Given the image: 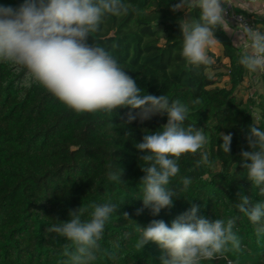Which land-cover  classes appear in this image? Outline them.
Returning <instances> with one entry per match:
<instances>
[{
  "label": "trees",
  "instance_id": "obj_1",
  "mask_svg": "<svg viewBox=\"0 0 264 264\" xmlns=\"http://www.w3.org/2000/svg\"><path fill=\"white\" fill-rule=\"evenodd\" d=\"M21 2L0 0L13 7ZM126 2L128 14L106 16L88 42L108 51L146 94H164L188 105L183 126L202 130L209 160H200L201 149L181 154L180 171L169 183L177 197L171 208L153 216L137 199L143 191L140 163L145 162L139 161L141 153L134 144L161 130L157 115L127 122L126 107L77 113L38 84L19 87L23 71L0 63V264H65L75 245L46 229L67 220L69 211L78 207L83 210L81 219H90L91 205L102 203L118 209L105 224L92 264H160L165 254L155 243L136 247V224L146 226L152 220L170 224L191 204L198 205V215L209 220L233 219L239 240L238 248L228 245L201 264H264V236L257 240L254 225L236 208L243 195L251 203L264 201V193L240 167V153L249 150L247 127L264 129V107L255 123L252 101L243 102L235 94L249 72L238 62L242 51L217 29L221 54L214 61L218 65H190L180 55L178 24L186 11L197 19L198 8L173 10L178 0ZM255 20L264 24L263 17ZM222 58L228 59V65L221 63ZM217 66L227 71V86H219L216 75L206 72ZM260 78L264 82V74ZM262 96L264 101V87ZM228 133L232 139L227 154L218 145L220 134ZM115 162L122 169L123 183L107 178ZM183 177L191 178L187 188L181 183ZM137 209H142L139 214Z\"/></svg>",
  "mask_w": 264,
  "mask_h": 264
},
{
  "label": "clouds",
  "instance_id": "obj_2",
  "mask_svg": "<svg viewBox=\"0 0 264 264\" xmlns=\"http://www.w3.org/2000/svg\"><path fill=\"white\" fill-rule=\"evenodd\" d=\"M193 6L199 9L198 18L186 16L178 24L182 37L180 55L188 64L212 62L207 49L221 43L216 37L220 29L230 32L235 36L233 42L242 45L238 61L241 66L257 75L264 70V31L252 27L243 16L236 18L239 22L231 31L223 0H178L173 10ZM236 7L264 16V0H236ZM129 10L126 0H22L15 7L0 4V63L23 71L19 87L38 84L77 113L114 112L126 107L127 122L166 115L161 130L145 134L134 144L141 153L139 161L145 162L140 163L143 191L137 199L142 209H149L155 216L162 209L171 208L177 197L169 183L180 171L179 157L202 149L207 137L199 127L183 126L188 105L170 101L164 94H146L108 51L88 42L89 34L106 16L127 15ZM246 131L249 150L240 153V167L246 169L247 180L264 193V129L249 125ZM220 136L218 146L228 154L231 133ZM200 160L207 163L208 153L200 152ZM121 174L116 163L115 168L109 166L107 178L123 183ZM181 183L187 188L191 178L183 177ZM91 208L90 219H81L83 210L78 207L69 211L67 220L46 229L75 245L65 264H92L96 260L105 224L118 209L112 203L93 204ZM236 208L254 225L257 240L264 236V201L251 203L243 195ZM142 209H137V214ZM198 211L199 206L191 204L170 224L163 220H152L146 226L136 224V247L143 249L149 242L155 243L165 254L160 264H201L222 253L228 245L239 247L233 219L209 220L198 215ZM122 215L128 219L127 213Z\"/></svg>",
  "mask_w": 264,
  "mask_h": 264
},
{
  "label": "rangeland",
  "instance_id": "obj_3",
  "mask_svg": "<svg viewBox=\"0 0 264 264\" xmlns=\"http://www.w3.org/2000/svg\"><path fill=\"white\" fill-rule=\"evenodd\" d=\"M235 9L237 10L236 7H235ZM251 15L254 16L255 19L260 18V17L264 18V16H258L254 13ZM186 16H189L187 11L184 12L182 19L186 18ZM260 26H261L262 30H264V24H262ZM234 44H236V43H234ZM207 53H208V55H210V54L214 55L213 57H210V56L209 57L211 58V61L213 63H215L214 57L221 54L220 45L217 44L215 46L210 47L209 49H207ZM221 63L228 65L229 62H228L227 58H222ZM215 64L218 65L217 63H215ZM217 67L218 68H215V69H207L206 72L210 75H216V77L219 79V83H218L219 86H222V85L227 86L228 85V76L226 74L227 71L222 67H219V66H217ZM217 73H220V74L217 75ZM252 77H253V75L250 72H248V74L245 76L243 82L237 88L235 94H236V97L242 99L243 102H246L249 100L252 101V103H251V116H252V120L255 123H257L260 121L261 112H262L263 107H264V101H263V96H262L263 89L261 86L258 87V85H256V84L254 86V89L251 87V81L253 82ZM259 82H262V81L260 80ZM248 89H252L254 91V94L256 95V101L257 102L255 101V103H254V101L252 100L253 98L247 96L248 95ZM157 117L162 124L166 123V119H167L166 115L157 114ZM201 150L203 152L208 153L207 145L205 144ZM214 168L217 169L216 166Z\"/></svg>",
  "mask_w": 264,
  "mask_h": 264
},
{
  "label": "built area",
  "instance_id": "obj_4",
  "mask_svg": "<svg viewBox=\"0 0 264 264\" xmlns=\"http://www.w3.org/2000/svg\"><path fill=\"white\" fill-rule=\"evenodd\" d=\"M223 2H224V7L226 9V14H227L225 18L229 23L236 26V24L239 22L236 18L243 16V17H245L246 22L249 23L252 27L257 28V29L262 31L260 24L256 22L254 16L248 14V12L241 11L239 8H237V10L235 9L236 4L234 3V0H223ZM258 2H259V0H258ZM238 48L241 51H243L242 45H239ZM260 74L261 75L264 74V70H262L260 72ZM247 96L253 98L252 100L255 103L256 95L254 94V91L252 89H248V95Z\"/></svg>",
  "mask_w": 264,
  "mask_h": 264
},
{
  "label": "crops",
  "instance_id": "obj_5",
  "mask_svg": "<svg viewBox=\"0 0 264 264\" xmlns=\"http://www.w3.org/2000/svg\"><path fill=\"white\" fill-rule=\"evenodd\" d=\"M234 3L236 4V0H234ZM235 6H236V5H235ZM236 8H237V7H236ZM229 24H230V23H229ZM230 26L233 27V28L231 29V31H235L234 26L231 25V24H230ZM225 32H226V31H225ZM226 33H227V35L231 38V40H232V42H233V41L235 40V36H234V35H231L230 32H226ZM233 43H234V42H233ZM251 74L253 75V77H252L253 82L251 81V87L254 89L255 84L258 85V87L261 86L262 82H259V81L261 80V78H260L261 74H259V75L254 74V73H251ZM252 83H253V84H252ZM261 87H262V86H261ZM262 89H263V87H262Z\"/></svg>",
  "mask_w": 264,
  "mask_h": 264
}]
</instances>
